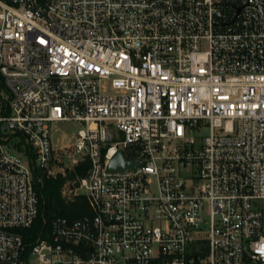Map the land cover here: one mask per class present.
I'll use <instances>...</instances> for the list:
<instances>
[{
    "label": "built area",
    "instance_id": "1",
    "mask_svg": "<svg viewBox=\"0 0 264 264\" xmlns=\"http://www.w3.org/2000/svg\"><path fill=\"white\" fill-rule=\"evenodd\" d=\"M0 76V264H264V0H0ZM72 121L91 214L27 242Z\"/></svg>",
    "mask_w": 264,
    "mask_h": 264
},
{
    "label": "trees",
    "instance_id": "2",
    "mask_svg": "<svg viewBox=\"0 0 264 264\" xmlns=\"http://www.w3.org/2000/svg\"><path fill=\"white\" fill-rule=\"evenodd\" d=\"M89 165V160L86 159L74 171H67L65 175L50 176L42 171H36L37 183L35 188L39 195L40 212L32 227L22 230L27 242L41 234L42 231L49 230L51 222L55 218L67 217L70 220H75L91 214L85 195L81 194L73 201H68L63 195L65 183L68 180L73 181L78 177L87 175Z\"/></svg>",
    "mask_w": 264,
    "mask_h": 264
},
{
    "label": "rangeland",
    "instance_id": "3",
    "mask_svg": "<svg viewBox=\"0 0 264 264\" xmlns=\"http://www.w3.org/2000/svg\"><path fill=\"white\" fill-rule=\"evenodd\" d=\"M82 127V124L74 121L57 122L52 125V140L54 142L57 159L48 170L42 171L43 173H47L50 176H56L58 174L65 175L67 171H74L81 163L77 161L81 158V155L76 154L75 156H71V153L73 146L77 142L78 130ZM5 144L11 148H13V146L19 147L21 151H24L23 142H21L18 137H13L10 142ZM39 172H41V170H39ZM78 178L73 181L68 180L63 187V195L68 201L75 200L81 193L85 194L83 189H77L79 186ZM29 253L30 252H28L27 255H29Z\"/></svg>",
    "mask_w": 264,
    "mask_h": 264
},
{
    "label": "water",
    "instance_id": "4",
    "mask_svg": "<svg viewBox=\"0 0 264 264\" xmlns=\"http://www.w3.org/2000/svg\"><path fill=\"white\" fill-rule=\"evenodd\" d=\"M127 168L136 169L137 162L135 160H127L123 152L120 151L112 159L111 163L108 166V171L117 172L123 171Z\"/></svg>",
    "mask_w": 264,
    "mask_h": 264
}]
</instances>
